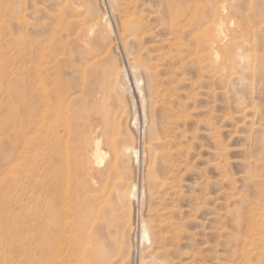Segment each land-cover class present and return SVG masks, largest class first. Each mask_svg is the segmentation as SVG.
Listing matches in <instances>:
<instances>
[{"label":"rangeland","instance_id":"obj_1","mask_svg":"<svg viewBox=\"0 0 264 264\" xmlns=\"http://www.w3.org/2000/svg\"><path fill=\"white\" fill-rule=\"evenodd\" d=\"M66 1L0 0V264H264V0Z\"/></svg>","mask_w":264,"mask_h":264},{"label":"bare ground","instance_id":"obj_2","mask_svg":"<svg viewBox=\"0 0 264 264\" xmlns=\"http://www.w3.org/2000/svg\"><path fill=\"white\" fill-rule=\"evenodd\" d=\"M64 1V0H63ZM68 1V0H67ZM67 1L65 2V4L67 3ZM85 1V0H84ZM83 3V2H82ZM68 4H71V0H70V2L68 3ZM67 4V5H68ZM224 4V3H223ZM60 5V4H59ZM65 6L66 8L68 7V6ZM72 5V4H71ZM217 5V4H216ZM113 6V5H112ZM219 6V5H218ZM69 7H71V6H69ZM81 7V6H80ZM65 8V9H66ZM63 10V9H62ZM61 10V11H62ZM59 11V10H58ZM64 11V10H63ZM203 11H204V9H203ZM213 17H218V18H221L222 19V13H221V11L220 10H218V8H217V10H215V9H213ZM226 12V11H225ZM202 13V12H201ZM64 14V13H63ZM75 15L76 13H72V15ZM85 14V13H84ZM86 14H87V17H88V19L89 20H92V21H96V19L98 20V15H97V13L96 12H94V10L93 9H91V10H87V12H86ZM73 15V16H74ZM77 15V14H76ZM75 15V16H76ZM182 15H186L187 16V21L188 22H190L191 21V19H190V15L188 14V11H185V12H183L182 13ZM60 16V15H59ZM65 16V15H64ZM70 16H71V14L69 15V16H66V17H64L61 21H59L56 25V27H51L50 29H51V36H55L56 35V33L57 32H62V31H65V32H67V35L66 36H63L60 32V34H61V36H58L59 38L57 39V40H55L56 38H51V40H53V44H50L52 41L51 40H49L48 41V45L46 44L45 45V48L43 49V51H42V59L44 60V58H45V55H46V53L49 51L48 49H47V47H49V48H52V46L53 47H58V48H56L59 52H61V53H67V52H70V51H72V52H75L74 51V43L70 40V37L72 36V34L74 33L73 31V24H71L70 23V21L68 20L69 18H70ZM74 16V17H75ZM63 17V16H62ZM78 18H81V17H83L82 15H81V17H79V16H77ZM198 17V16H197ZM223 17H224V15H223ZM76 18V17H75ZM105 18L106 17H104V16H101L100 18H99V21L97 22V23H95V24H93V25H91L90 27H88L87 29H86V31H85V33L88 35V36H90V37H92L93 38V44H94V47L91 49V51L90 52H82V53H78L79 55H81V56H83L84 58H87V56H95V54L97 53V51H98V48H99V46H100V42H101V39H102V37H103V35H104V22H105ZM171 18V17H170ZM194 18H196V17H194ZM204 19V18H203ZM228 19V18H227ZM57 20V19H56ZM78 20V19H77ZM58 21V20H57ZM109 21V20H108ZM193 21V20H192ZM199 21V20H198ZM79 22H80V20H79ZM211 23H212V21H210ZM214 22V21H213ZM229 23H230V21H228ZM236 22L238 23V21L236 20ZM208 23V22H207ZM216 23V25L217 24H220V22L219 23H217V21L215 22ZM223 23V22H222ZM221 23V24H222ZM79 24V23H78ZM109 25V24H108ZM189 25H190V23H189ZM213 25H215V24H213ZM238 26V25H237ZM80 27H82V26H80ZM206 27V26H205ZM213 27L214 26H209L208 28H207V34H205V35H207V36H209L210 38H209V40H210V43L212 44L211 46L209 45V47H212L213 45H215V42L213 41V32H214V29H213ZM204 28V27H203ZM245 29V28H244ZM221 31V30H220ZM71 32V33H70ZM79 32V31H78ZM78 32H76V33H78ZM58 33V34H59ZM79 33H82V32H79ZM216 33V32H215ZM59 34V35H60ZM84 35V34H83ZM97 35V36H96ZM204 35V34H203ZM217 35V34H216ZM216 35L214 36V37H216ZM75 36H76V34H75ZM193 36H196V35H193ZM245 36V35H244ZM202 37V36H201ZM222 36H221V34H218L217 35V39H220ZM232 37H233V34H232ZM198 39V38H197ZM202 39H203V37H202ZM204 39H205V37H204ZM203 39V40H204ZM207 39V38H206ZM205 39V40H206ZM222 39H226V36L224 35L223 37H222ZM194 40V39H193ZM202 40V41H203ZM241 40V39H240ZM51 41V42H50ZM235 42V41H234ZM207 43V42H206ZM210 43H208V44H210ZM218 44V43H217ZM235 44L236 43H233V45L235 46ZM55 45H57V46H55ZM205 45H207V44H205ZM208 46V45H207ZM198 47V46H197ZM204 48H206V46H204ZM37 49V50H36ZM111 49V48H110ZM208 49V48H207ZM238 50V49H237ZM206 51V50H205ZM208 51V50H207ZM241 51V50H240ZM50 52V51H49ZM60 53V54H61ZM209 53V52H208ZM211 53V52H210ZM215 53H216V51H215ZM34 54L35 55H37V56H40V59H41V54H40V52H39V50H38V48L36 47L35 48V50H34ZM59 54V53H58ZM249 55V54H248ZM51 57H53L52 55H51ZM57 57V56H56ZM101 57V56H100ZM206 57V56H205ZM220 57V56H219ZM206 58H208L209 59V56H207ZM216 58V57H215ZM248 58V57H247ZM218 59V58H217ZM216 59V60H217ZM210 60V59H209ZM219 60V59H218ZM225 60H227L226 58H225ZM253 60V59H252ZM94 61V60H93ZM98 61V60H97ZM211 61V60H210ZM250 61V60H249ZM99 62H100V60H99ZM232 62V61H231ZM215 63H216V61H215ZM252 63V62H251ZM253 63H255V62H253ZM108 65V64H107ZM252 65V67H253V64H251ZM223 66H225V65H223ZM214 69V68H213ZM106 70V69H105ZM250 70H252V68L250 69ZM40 71V70H39ZM216 71H218L217 69H216ZM232 72V71H231ZM252 72V71H251ZM101 73V72H100ZM116 73V72H115ZM217 73V72H216ZM254 71H253V73H252V75L254 76ZM85 74V73H84ZM220 74V73H219ZM237 74V73H236ZM49 75V74H48ZM105 75V74H104ZM125 75V74H124ZM230 75V77H231V75H232V73L231 74H229ZM117 76H118V73H117ZM245 76V75H244ZM98 77V72H97V70H93L92 71V74H91V79H96ZM114 77V76H113ZM112 77V78H113ZM135 77V76H134ZM224 77V76H223ZM241 77V76H240ZM46 76H45V78H43L42 79V81L41 82H43L44 80H46ZM115 78V77H114ZM225 78V77H224ZM37 81L38 82H40L39 81V79H37ZM85 81H86V79H85ZM140 80H138V79H136V85H137V87H138V89H139V86H138V82H139ZM115 83H116V81H115ZM97 84V83H96ZM43 86H45V83H43L42 84ZM114 85V84H113ZM87 86V85H86ZM81 87H83V86H81ZM115 87V86H114ZM85 88V87H84ZM86 91H87V93H86ZM47 92V91H46ZM94 94H95V87H94V85H93V82H90V84H89V87H88V90L86 89L85 90V95H86V97L87 98H89V100L90 99H93V101H95V97H94ZM145 106V105H144ZM145 109V108H144ZM146 123V122H145ZM88 141V140H87ZM90 141V140H89ZM91 142V141H90ZM88 147V146H87ZM128 147V146H127ZM132 147H130V148H128V150H130ZM133 151H134V149H132ZM130 153V152H129ZM85 156V155H84ZM93 157H94V159H95V161L97 162V163H99V164H103V162H104V160H105V156H106V154L105 153H103V150H102V148H101V140H97V141H95L94 142V153H93V155H92ZM136 156H138L137 155V153H136ZM138 159V158H137ZM87 161V160H86ZM98 166V165H97ZM84 170V169H83ZM92 173V172H91ZM91 175V174H90ZM85 176V175H84ZM128 198V197H127ZM129 223V222H128ZM141 229V228H140ZM140 237L142 238V240L143 241H149L150 240V233H149V230L146 228V227H143L142 228V230H141V235H140ZM142 243V242H141ZM147 243V242H146Z\"/></svg>","mask_w":264,"mask_h":264},{"label":"built area","instance_id":"obj_3","mask_svg":"<svg viewBox=\"0 0 264 264\" xmlns=\"http://www.w3.org/2000/svg\"><path fill=\"white\" fill-rule=\"evenodd\" d=\"M137 222H139V224L137 223ZM141 222H142V212L140 213V216H139V218L136 216L135 217V223H136V230H137V225H139V228H138V230L140 229V227H141ZM137 238L135 237V241L137 242Z\"/></svg>","mask_w":264,"mask_h":264}]
</instances>
